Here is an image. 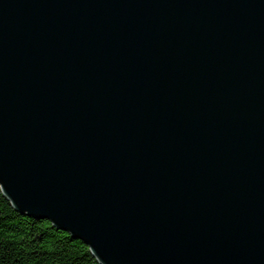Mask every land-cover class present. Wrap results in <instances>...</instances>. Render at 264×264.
I'll list each match as a JSON object with an SVG mask.
<instances>
[{"label":"water","instance_id":"water-1","mask_svg":"<svg viewBox=\"0 0 264 264\" xmlns=\"http://www.w3.org/2000/svg\"><path fill=\"white\" fill-rule=\"evenodd\" d=\"M0 190L98 264H264V0H0Z\"/></svg>","mask_w":264,"mask_h":264},{"label":"trees","instance_id":"trees-1","mask_svg":"<svg viewBox=\"0 0 264 264\" xmlns=\"http://www.w3.org/2000/svg\"><path fill=\"white\" fill-rule=\"evenodd\" d=\"M0 264H98L89 248L47 220L16 212L0 190Z\"/></svg>","mask_w":264,"mask_h":264}]
</instances>
